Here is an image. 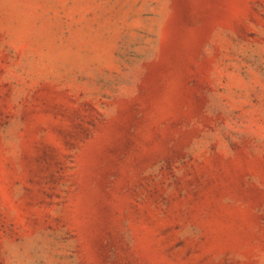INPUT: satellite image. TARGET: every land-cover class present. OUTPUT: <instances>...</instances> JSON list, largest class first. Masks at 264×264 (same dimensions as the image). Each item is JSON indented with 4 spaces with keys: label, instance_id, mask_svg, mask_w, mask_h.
<instances>
[{
    "label": "rangeland",
    "instance_id": "1",
    "mask_svg": "<svg viewBox=\"0 0 264 264\" xmlns=\"http://www.w3.org/2000/svg\"><path fill=\"white\" fill-rule=\"evenodd\" d=\"M0 264H264V0H0Z\"/></svg>",
    "mask_w": 264,
    "mask_h": 264
}]
</instances>
